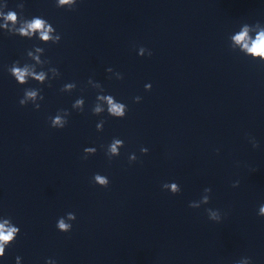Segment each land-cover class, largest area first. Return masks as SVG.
Instances as JSON below:
<instances>
[{
  "label": "clouds",
  "instance_id": "1",
  "mask_svg": "<svg viewBox=\"0 0 264 264\" xmlns=\"http://www.w3.org/2000/svg\"><path fill=\"white\" fill-rule=\"evenodd\" d=\"M77 3V0H56V6L59 8H64L67 7L69 9H72L74 7V5ZM18 7L22 8L24 7V5L21 3L18 5ZM3 15V14H0ZM4 19L5 21H9V22H15L17 21V13L14 11H10L8 12L6 15H4ZM22 26H20L17 29V32L19 33L20 37H29V38H33V37H37L38 39H40L41 41L47 43L49 40L52 41V44H58L61 40V36L59 34L56 33V29L44 18L41 17H33L31 19H25L24 21L21 22ZM259 24V23H257ZM7 23H5L2 27L7 28ZM38 33V35H37ZM50 33H55L54 36H50ZM232 39L235 41L236 44L240 45L242 50H246V55L252 56V57H264V28H261L260 31L256 34L255 39H251V37L249 36V24L245 23L242 25L241 30L235 34ZM43 48L42 47H36V51L40 52L42 51ZM143 53V48H141V56ZM27 55L31 56L32 53L29 51L27 53ZM149 56L151 55V52H149L148 54ZM261 62H264V59L259 60ZM19 61H14L12 66L8 69L9 73L11 74L12 77H14L15 81L20 84V85H25L28 83V81H26V76L32 75V73L29 72V68L27 65H25L23 68L18 67L17 65L19 64ZM54 72L58 73V76H60V72L57 68H53L52 69ZM108 72H112L111 68L107 69ZM118 74V78L117 79H123L122 75L120 73ZM39 81H43L44 80V74L41 73L40 76L38 77ZM92 81V79L88 80V83L90 84ZM50 86V85H49ZM77 85L75 82L72 83H67L65 84L62 88L61 91L65 92L64 89L65 88H69L72 89V91H74L76 89ZM96 89L99 90V94L96 97V101L100 98H107L108 101V105L109 107L106 109L108 115H110L111 117L114 118H119V119H123L126 116V113L128 111L127 109V105L122 103V102H118L114 96H112L111 94H103L104 93V89L101 86V84H97L95 86ZM145 90H151V84H146L145 85ZM40 89H34V88H26L24 90V98L20 99L19 103L21 106L27 105V99L25 98H31V99H35L37 97V92L40 93ZM102 94V95H101ZM39 99L42 101L44 99L43 95L40 94ZM113 100L117 101V102H113ZM136 103H139L141 101V97L137 96L134 98ZM85 101L83 98H78L75 100V102L72 105V108L74 110H78L79 112H83L84 111V107H79L80 105H84ZM36 109L40 108V104L37 103L34 105ZM63 112L67 117L70 115V113L65 110V109H61L59 110L57 113ZM105 112V110H102V108L100 107V105L98 103H95V106L92 108V113L94 115H99L101 113ZM51 120V127L53 128H57V129H63L66 124L68 123V120L66 119H62L60 115H55V117L50 118ZM105 121L101 120L99 123H97L96 125V129L97 131H102L103 130V126L101 127V125H104ZM253 147H258V143L253 140L252 141ZM117 145H124V141L118 138H113L112 142L108 145L107 147V155L109 156V158L114 157L112 155H110L109 153L112 154H116L115 156H119L120 152H118L117 149ZM94 149V150H93ZM93 152V155L96 153V148H85L84 152ZM141 152L143 154H147L148 149L147 148H141ZM88 155H85V158H87ZM137 157L134 154H131L129 156V161L130 162H134L136 161ZM106 176L100 175V174H95L93 179L94 182L98 185H100L101 187H107L109 184V180L108 178H105ZM177 183L172 182L170 183L171 189H172V194H177L181 191L180 186L179 188H177ZM169 183H165L163 184V188L168 187ZM238 186V182L237 184H234L233 187ZM211 192V188H205L204 189V193L206 195L203 196V203L207 204L209 203L210 200V196L209 193ZM189 207L191 208H199L200 205L191 202L189 204ZM208 212V216L210 220L213 221H217L219 222V216L217 215V213H219L218 210H212V209H207ZM260 212L262 214H264V204H262L260 206ZM261 217H264V215H260ZM67 218L69 220H75L76 216L74 213L69 212L67 214ZM10 218H5L3 220V222H0V258H3L5 256V250L8 246H10L12 243L15 242L16 237L18 236V234L20 233V228L17 226H11L10 225ZM12 222V221H11ZM13 224V223H12ZM56 228L60 231V232H69L71 231L72 225L70 223H66L65 222V218L61 217L57 220L56 223ZM249 264H251L250 259H248ZM21 261V257L17 256L16 257V264H19V262ZM46 264H55L54 261L49 260L46 262Z\"/></svg>",
  "mask_w": 264,
  "mask_h": 264
}]
</instances>
